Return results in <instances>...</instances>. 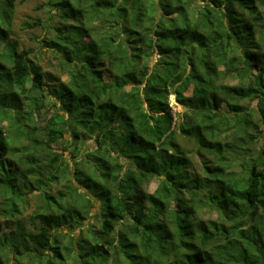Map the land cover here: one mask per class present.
<instances>
[{"label": "trees", "instance_id": "1", "mask_svg": "<svg viewBox=\"0 0 264 264\" xmlns=\"http://www.w3.org/2000/svg\"><path fill=\"white\" fill-rule=\"evenodd\" d=\"M14 3L0 0V216L15 220L0 264H264V0H47L58 24L41 42L68 78L51 90L9 40ZM65 135L74 153L93 144L51 195ZM32 178L44 206L26 229ZM94 203L96 231L76 238Z\"/></svg>", "mask_w": 264, "mask_h": 264}, {"label": "rangeland", "instance_id": "2", "mask_svg": "<svg viewBox=\"0 0 264 264\" xmlns=\"http://www.w3.org/2000/svg\"><path fill=\"white\" fill-rule=\"evenodd\" d=\"M47 0H15V13L14 17L12 19L11 25V35L9 36V40L12 42H15L17 45L18 51H29L28 57L34 62L35 65L38 66L41 73L44 75V81L47 83L49 89L57 88L60 82H66L68 80L65 73L62 72L60 65L58 63V57L56 54H53L48 49L43 47V43L41 42L43 38H51L52 31L51 28L58 24L57 20V14L56 11L49 9L48 7H45ZM261 15L264 19V7L260 6ZM36 24L39 23L34 28H27L24 24ZM156 58H154L155 60ZM236 82L229 83L230 85H234ZM22 102L23 97L19 98ZM48 100H51L52 103H54V98L52 96H48V99L44 100V107L40 110V117L38 119H35L33 123H30L31 127H38L40 132H42V128L45 125V120L48 119V117L51 116V114L54 111V108H52V103ZM243 104H248V102H244ZM250 105L253 107L255 105V101L251 102ZM169 106L172 110V114H181L184 112V108L181 107L179 104L175 102L174 96H169ZM1 126H5V122H0ZM259 131L264 132V126L261 124H258L257 126ZM6 133V132H4ZM42 136V140H44V135L40 134L39 139ZM263 138V137H262ZM258 140V144L254 143L255 146H261V144L264 142V140ZM69 137L65 135L64 140L58 144H51V152L61 155V159H63L68 164V169L66 171V175L59 174L57 176V180L55 183H51L49 187L45 189V191L48 194L56 195V193L60 190H65V187L67 186V179H71L70 176L72 170H73V158L77 155H80L85 149L88 147H92V140H87L84 143L81 142L78 146L79 149L77 153L73 152L72 145L70 144V141L68 140ZM23 140H20L22 144L25 142ZM181 144H186L188 148H191V144L187 141H180ZM260 146L258 148H260ZM76 155V156H75ZM188 157L192 159V156L188 154ZM8 158L9 160L4 161V165H9V167L5 166V169L8 168V170L13 174V171H16L17 166V158L14 157L13 154H11ZM204 158L200 159H194L192 171L195 172V169L198 168V163L202 162ZM50 170V169H48ZM47 172L45 169L42 170L41 179L46 180ZM31 184L27 185V188H32L31 193H27L26 197L27 200L23 204L22 214L21 218L24 221V224L26 225V229H31V223L29 222V216L33 213H36L40 207L42 208L44 206V203L42 199L39 196V193L42 191L37 189V186L34 185V179L32 178ZM157 180H152L148 184L147 191L149 193L153 192L156 185ZM80 191V190H78ZM94 207L91 209L89 214V219L86 220L87 223L83 225L79 230L73 231L76 238H79L81 235H85L86 231L89 230V228L96 231L95 223L97 222V217L94 215L97 213L98 210V203H94ZM203 218H210L211 220H217L215 214H203ZM0 222L2 223L1 231L6 232L13 229L14 221L4 219V217L0 216ZM65 232V230H63ZM84 232V234L82 233ZM8 264H37L31 262L28 257L26 258H11L8 262ZM67 264H78L76 260L69 259L67 260Z\"/></svg>", "mask_w": 264, "mask_h": 264}]
</instances>
